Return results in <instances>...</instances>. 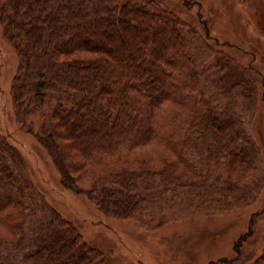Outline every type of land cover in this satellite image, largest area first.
<instances>
[{
    "label": "trees",
    "instance_id": "obj_1",
    "mask_svg": "<svg viewBox=\"0 0 264 264\" xmlns=\"http://www.w3.org/2000/svg\"><path fill=\"white\" fill-rule=\"evenodd\" d=\"M2 20L21 59L14 90L36 114L54 93L60 137L87 163L161 143L186 166L177 179L166 168L110 170L96 186L107 211L129 217L155 207L168 184L225 200L236 186L228 178L234 168L259 162L246 120L253 93L208 34L156 0H5ZM45 130L39 139L59 165L56 127ZM0 227L9 234L0 236V264H90L97 257L48 205L1 135ZM247 236L235 244L233 261ZM246 262L264 264V252Z\"/></svg>",
    "mask_w": 264,
    "mask_h": 264
},
{
    "label": "rangeland",
    "instance_id": "obj_2",
    "mask_svg": "<svg viewBox=\"0 0 264 264\" xmlns=\"http://www.w3.org/2000/svg\"><path fill=\"white\" fill-rule=\"evenodd\" d=\"M156 1L202 36L208 34L217 54L231 63L237 79L253 93L246 120L259 162L246 171L234 168L228 178L236 186L225 200L218 193L207 199L189 187L179 190L168 184L159 189L161 201L155 207L129 217L107 211L96 186L110 170L166 168L165 175L177 179L186 166L161 143L133 149L119 160L87 163L70 140L60 137L59 120L52 117L59 103L54 93L47 92L43 112L34 113L33 105L27 110L28 97L14 90L21 59L5 33V0H0V135L18 151L48 205L96 252L90 264H247V258L255 260L264 252V0ZM48 126L56 127L52 139L59 148V165L39 139ZM63 176L73 188L64 185ZM246 234L243 255L233 261L239 256L235 244ZM0 236L9 234L0 227Z\"/></svg>",
    "mask_w": 264,
    "mask_h": 264
}]
</instances>
